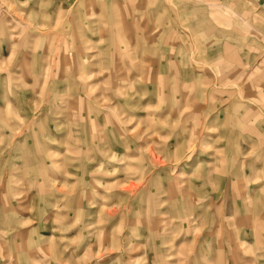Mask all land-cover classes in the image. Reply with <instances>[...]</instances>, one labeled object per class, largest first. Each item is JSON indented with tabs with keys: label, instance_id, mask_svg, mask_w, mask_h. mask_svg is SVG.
Wrapping results in <instances>:
<instances>
[{
	"label": "rangeland",
	"instance_id": "rangeland-1",
	"mask_svg": "<svg viewBox=\"0 0 264 264\" xmlns=\"http://www.w3.org/2000/svg\"><path fill=\"white\" fill-rule=\"evenodd\" d=\"M0 264H264V0H0Z\"/></svg>",
	"mask_w": 264,
	"mask_h": 264
}]
</instances>
